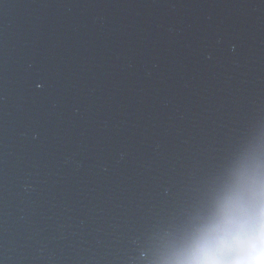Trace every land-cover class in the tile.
<instances>
[{
	"label": "water",
	"instance_id": "obj_1",
	"mask_svg": "<svg viewBox=\"0 0 264 264\" xmlns=\"http://www.w3.org/2000/svg\"><path fill=\"white\" fill-rule=\"evenodd\" d=\"M264 133V0H0V264H151Z\"/></svg>",
	"mask_w": 264,
	"mask_h": 264
},
{
	"label": "clouds",
	"instance_id": "obj_2",
	"mask_svg": "<svg viewBox=\"0 0 264 264\" xmlns=\"http://www.w3.org/2000/svg\"><path fill=\"white\" fill-rule=\"evenodd\" d=\"M151 264H264V133L240 144L156 238Z\"/></svg>",
	"mask_w": 264,
	"mask_h": 264
}]
</instances>
